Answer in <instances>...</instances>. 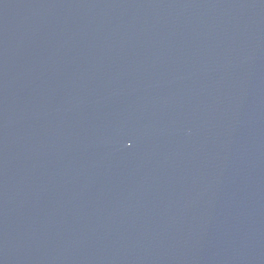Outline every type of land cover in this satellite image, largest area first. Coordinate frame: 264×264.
Wrapping results in <instances>:
<instances>
[{
  "label": "water",
  "instance_id": "water-1",
  "mask_svg": "<svg viewBox=\"0 0 264 264\" xmlns=\"http://www.w3.org/2000/svg\"><path fill=\"white\" fill-rule=\"evenodd\" d=\"M0 264H264V0H0Z\"/></svg>",
  "mask_w": 264,
  "mask_h": 264
}]
</instances>
